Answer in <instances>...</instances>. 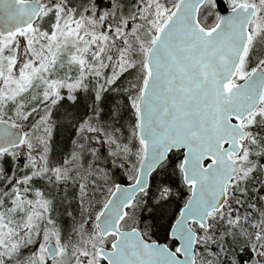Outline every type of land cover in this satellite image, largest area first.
<instances>
[{
	"label": "snow or ice",
	"instance_id": "1",
	"mask_svg": "<svg viewBox=\"0 0 264 264\" xmlns=\"http://www.w3.org/2000/svg\"><path fill=\"white\" fill-rule=\"evenodd\" d=\"M0 264H264V0H0Z\"/></svg>",
	"mask_w": 264,
	"mask_h": 264
}]
</instances>
